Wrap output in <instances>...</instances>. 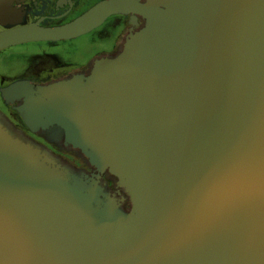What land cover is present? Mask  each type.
Wrapping results in <instances>:
<instances>
[{"label":"water","instance_id":"95a60500","mask_svg":"<svg viewBox=\"0 0 264 264\" xmlns=\"http://www.w3.org/2000/svg\"><path fill=\"white\" fill-rule=\"evenodd\" d=\"M13 1L0 52L115 14L144 25L88 73L0 87L29 132L93 168L0 110V264H264V0H102L55 27L5 22Z\"/></svg>","mask_w":264,"mask_h":264},{"label":"flooded vegetation","instance_id":"af4514ba","mask_svg":"<svg viewBox=\"0 0 264 264\" xmlns=\"http://www.w3.org/2000/svg\"><path fill=\"white\" fill-rule=\"evenodd\" d=\"M100 1L102 0H15L12 6L18 13L10 16L6 15L3 20L7 23L20 21L17 25L39 22L43 27L61 26L79 17ZM143 25L144 21L139 15L134 18L131 14H115L108 17L97 28L76 38L57 42L45 41L60 43L63 46L58 52L60 59L54 63L42 65L39 68L38 76L26 79L43 83L70 77L75 73H88L97 58L118 54L124 47L128 35L142 28ZM12 27H14L12 24L3 26L0 23V31ZM13 81L15 80H7L2 86H6ZM1 111L17 130L43 145L53 155L63 159L70 166L87 172L93 170L77 151L50 144L40 136L29 132L21 124L11 106H8L7 110ZM106 179L108 180V188L114 190V180ZM129 206L127 203L124 204L126 209Z\"/></svg>","mask_w":264,"mask_h":264},{"label":"rangeland","instance_id":"374dc122","mask_svg":"<svg viewBox=\"0 0 264 264\" xmlns=\"http://www.w3.org/2000/svg\"><path fill=\"white\" fill-rule=\"evenodd\" d=\"M60 43L31 42L10 47L0 52V87L7 80L34 78L39 75L40 67L60 59ZM8 105L0 95V110Z\"/></svg>","mask_w":264,"mask_h":264},{"label":"trees","instance_id":"16d2710c","mask_svg":"<svg viewBox=\"0 0 264 264\" xmlns=\"http://www.w3.org/2000/svg\"><path fill=\"white\" fill-rule=\"evenodd\" d=\"M15 112V111H14ZM16 113V112H15ZM16 115L18 116V118H19V120H20V122H21V124L24 126V123L22 122V120H21V118L19 117V115L16 113Z\"/></svg>","mask_w":264,"mask_h":264}]
</instances>
